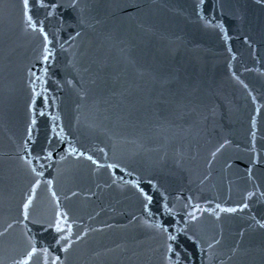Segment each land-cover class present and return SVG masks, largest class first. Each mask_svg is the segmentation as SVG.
Wrapping results in <instances>:
<instances>
[{
    "label": "water",
    "instance_id": "water-1",
    "mask_svg": "<svg viewBox=\"0 0 264 264\" xmlns=\"http://www.w3.org/2000/svg\"><path fill=\"white\" fill-rule=\"evenodd\" d=\"M50 2L61 5L51 16L30 0L33 30L22 0H0V264L22 258L25 233L65 264H166L163 237L149 224L174 231L190 211L196 242L182 235L179 243L191 264H264V0ZM40 22L52 41L48 62ZM30 72L44 78L37 91L48 97L36 98L45 115L37 112L31 137ZM137 179L153 195L154 219L130 183ZM161 193L178 215H162ZM243 203L236 213L217 209L219 218L211 211ZM56 212L72 230L63 233L73 241L67 254L48 227Z\"/></svg>",
    "mask_w": 264,
    "mask_h": 264
},
{
    "label": "snow or ice",
    "instance_id": "snow-or-ice-1",
    "mask_svg": "<svg viewBox=\"0 0 264 264\" xmlns=\"http://www.w3.org/2000/svg\"><path fill=\"white\" fill-rule=\"evenodd\" d=\"M201 5L204 3V0H200ZM35 5H30V0H22V13L23 16L25 18V22L26 25L33 29V30H37V21L34 20L33 16L30 14V9L31 7H34ZM39 7L43 8L45 10L47 9H52L53 11L48 12V15L51 16L53 15V12L61 7L60 4L58 3H44V0H39ZM69 8H76L77 7V3L74 2L70 3L68 5ZM222 27V26H221ZM38 31L43 35V41H44V46H43V56L42 59L45 62H48L50 59H54V54L52 53V51L50 50V48L48 47V45L50 43H52L51 40H49V36L48 33L45 31L42 22H40V27L38 28ZM222 31L225 32V37L226 36V30H224L222 28ZM77 36L80 35L79 32L76 33ZM74 39V37H73ZM61 47H63V45H61ZM247 70V69H246ZM44 75H47V68H45L44 70ZM233 75H235V73H233ZM30 77H35V81L30 82L31 83V101L29 104V111H30V123L29 126L27 127V135L29 137L32 136V133L34 131L33 126H35L37 124V120H36V115L38 112V109L36 107V98L40 97V96H44V92L47 91V89H44L43 92L41 91H37V83L36 82H40V85L42 86L43 83H46V81L44 80L43 77L41 76H36L35 73H31L30 72ZM238 79V77H237ZM242 83V82H241ZM245 87H247V85H245ZM48 97L44 96V101L45 103L47 102ZM38 114L40 116H44L45 112L43 110H39ZM54 120L59 119V117H54ZM253 124H255V121H253ZM53 132L55 133V125L53 126ZM63 141H61L62 143ZM229 141H225L224 144H221L215 152H213L211 155L213 157V159L215 158L217 152H219L226 144H228ZM28 144V141L25 140V145ZM26 151H29V149H25ZM69 151L71 153H76L78 151V149L71 147V145H69ZM100 151L103 152V149H101ZM253 151H255L253 149ZM51 152L48 153V156H51ZM80 155H84L83 152L80 153ZM63 158V157H62ZM87 160L92 161L93 164H96L97 162L95 160H93V157L91 155H88ZM25 159V163L28 164L29 166H31L32 161L28 160L26 158ZM250 163L253 164H257L259 163V158H258V154L256 159L250 161ZM99 167H102V165H99ZM107 167L109 168H113V167H118L116 165H107ZM33 172H35V168L31 169ZM252 169L251 168H247L246 172L250 175L251 174ZM43 173L42 172H36V176L40 177L42 176ZM128 175H133V173L129 172ZM41 181L39 179H36L35 182L33 183L32 187L29 189V192L27 194V196L24 198L22 205H21V214L23 216L24 220H28L29 219V209L30 207L33 205V201L35 200V196H36V190L37 188L40 186ZM47 184L51 185V181H47ZM130 183L138 190L139 195L143 198V207L148 210L149 216L150 217H155V214L152 213L151 209L149 208V205L152 204L153 202V195H150L149 192L145 191V189L143 187H141V182L137 179V180H133L130 181ZM151 184V181L149 182ZM155 190V189H154ZM55 192L52 193V196L55 197ZM255 195L254 192H249L248 193V197H253ZM261 196H264V192L260 193ZM161 197L163 200V204H162V208H163V213L162 215H168V214H172V215H178V213H174L172 208H169L168 206V198L167 196H165L163 193H161ZM179 198V197H178ZM188 199H191V197H189ZM185 207H189V205H185ZM194 207L197 211H199V206L198 205H194L192 206ZM249 207V205L247 203H243L242 206H237V207H221L220 204H216L215 208L212 209L211 211L213 212V214L217 215V218H219L218 213L216 212L217 209H219L220 212H224V213H236L238 211H243L244 209H247ZM188 220L184 222V227H178L176 226L174 228L173 231V225H166L165 222L161 221V220H155L154 223H150L149 227H152L154 229H156L158 231V233L163 237V248H164V256H165V261L166 264H191L190 260H189V254L187 249H181L180 248V238L183 235L184 237H188L189 239H192L195 241V236H188V232L190 231L189 228V221H196L197 215L195 211H190L186 213ZM183 219V218H182ZM145 223H149L147 220L145 221ZM9 227H11V225H9ZM49 228H54L55 231L60 234L59 239L56 241L57 244H61V241H63V245H62V251L67 254L69 252V250L72 248V244L73 241L71 239V235L65 236L63 235V233H65L66 231L70 234L71 233V227L67 225V213L66 212H56L55 213V218L53 219L52 222H50L48 224ZM261 227H264V225H261ZM0 235H3V233H0ZM26 238L28 240V248L25 250V252L23 253V256L21 259L15 260L13 262V264H33V260L34 257H36L37 255H39L40 257H42V264H65V260H62L61 257L59 255L56 256H52L50 249L48 247H41V248H37L35 242L33 241L32 237L27 235V233H25ZM84 236L87 235V231H85L83 233ZM77 240L82 239V236H77L76 237ZM215 244H219L220 241L219 240H215L214 241ZM209 249H211L213 247L212 243H209L208 245ZM201 252H203V248L201 247L200 249ZM183 256V258H181ZM173 257H175V259H173ZM67 257L65 256V259Z\"/></svg>",
    "mask_w": 264,
    "mask_h": 264
}]
</instances>
